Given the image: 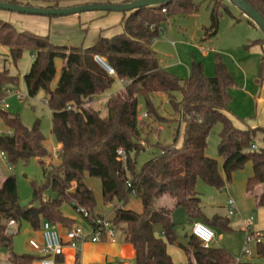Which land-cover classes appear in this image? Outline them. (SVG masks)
<instances>
[{"label": "trees", "instance_id": "1", "mask_svg": "<svg viewBox=\"0 0 264 264\" xmlns=\"http://www.w3.org/2000/svg\"><path fill=\"white\" fill-rule=\"evenodd\" d=\"M0 1L28 6H36L30 2H40L47 4L46 7L58 8L134 0ZM207 1L210 25L205 31L215 36L219 10L224 5L221 0ZM245 1L264 18V0ZM196 10L194 0H171L162 5L120 12L125 15L121 33L112 37L100 35L87 48L52 44L48 34L19 30L0 19V46L7 48L9 60L17 64L24 51L32 56L22 81L29 97L43 94L51 112V133L61 145L55 154L58 164H45L41 159L48 156V150L43 144L44 135L39 123L26 127L17 114L0 109V120L10 131L0 135V152L9 164L38 159L45 179L41 185L32 183V202H38L37 206L19 204L14 175H7L0 181V218L4 221L0 224V248L8 249L10 264H31L35 256L13 251V235L5 234L7 221L14 220L18 225L24 222L33 230H39L44 220L70 228L76 222L63 214L64 203H70L74 210L77 206L84 207L92 216L96 215L95 196L84 181L86 176L100 179L102 202L113 204L111 222L121 230L124 241L133 246L134 264H173L166 247L177 243L176 223L170 209L155 207V200L161 196L171 197L174 206L181 207L190 222L202 220L222 232L232 231L228 218L204 216L196 183L200 180L210 187L222 189L235 171L250 163L252 174L246 180L245 192L253 197L257 207H264V128L236 127L225 113L229 111L231 101L228 88L236 82L221 56H214L213 76L204 74L201 62L192 61L188 77L179 78L160 67L151 47L170 18L188 16ZM263 43L264 37L249 41L243 48L248 50ZM95 55L104 59L114 75L95 60ZM57 59L61 60V66L56 78ZM261 74L262 62L259 76ZM115 78L128 82L108 96L106 115L86 106L106 92ZM18 84V75L11 74L8 69L0 70V97ZM154 93H164L171 109L180 115V121L184 123L183 138L178 148L161 146L158 155L136 170L135 156L131 157L130 153L136 155L142 149L141 135L146 124L161 119L152 101ZM138 97L143 99L144 119L138 118ZM68 106L72 108L67 109ZM217 123L221 126L217 153L222 158L223 174L217 160L205 154L207 137ZM179 133L177 127L172 144L177 142ZM258 134L263 145L257 143ZM253 144L257 147L252 148ZM119 148L124 152V161L116 159ZM259 187L261 191L256 194ZM46 190L56 196L43 200ZM131 195L140 201V211L127 207ZM185 237L187 246L178 245L187 254L194 252L198 264H230L229 255L222 250L205 248L191 232ZM256 251L261 261L245 264H264V244L258 245Z\"/></svg>", "mask_w": 264, "mask_h": 264}, {"label": "rangeland", "instance_id": "2", "mask_svg": "<svg viewBox=\"0 0 264 264\" xmlns=\"http://www.w3.org/2000/svg\"><path fill=\"white\" fill-rule=\"evenodd\" d=\"M221 1L225 8L222 7L219 10L218 28L215 36L208 35V33H206L207 31H205V28H208L210 25L208 1L194 0L197 5L196 12L188 16L175 15L170 18L168 23L163 25V30L160 31L159 35L152 41L151 47L157 54L159 65L172 64L174 67L169 68L168 71H173L182 78L188 75L190 63L193 59L204 64V73L207 77L213 76L214 56L215 54L220 55L221 60L228 66L229 70L234 75L236 82L235 86L228 88V93L232 98L228 107L230 110H235L242 115V113H249L251 107H253L255 102L254 96L257 97V94L253 92L254 88L252 86L257 83L255 80L258 78L259 62L264 61V52L260 45L254 48L251 47L247 51L244 50L243 45L247 44L250 40L262 39L264 35L261 29L229 0ZM25 2L26 1H23V3ZM30 3L36 6H47V4L40 2ZM11 14L19 13L0 10V15L3 17L11 16ZM21 16H24V14ZM25 16H27V18L42 17L40 15ZM60 18H62V16ZM56 19L59 20V17H52V20ZM237 19L238 21L236 22ZM10 23L19 30L30 31V25L26 26L27 24L23 21L16 22L14 20ZM59 36V25H57V23L50 24V42L52 44H64L59 42ZM85 45L86 44L83 43L82 47H85ZM262 45L264 47V43ZM30 57L29 52L24 51L20 60L14 65L7 57V52L4 50V47L0 46V70L8 69L11 74L19 76V84L9 88L11 93L6 96L8 107L4 110L17 114L22 124L26 127H32L34 123L38 122L39 129L44 135L43 144L48 150V156L41 160L45 164H58L56 155L52 153V149L57 147L58 142L51 133V112L45 103L43 94L40 92L35 97H29L22 81L23 74L29 69L31 63ZM55 65L57 68V78L61 65L59 59L55 60ZM243 76L249 79L250 85L248 88H243ZM55 83L56 81H53L51 86L53 87ZM120 88L121 82L119 79L115 78L111 87L102 94L100 99L91 101L87 103L86 106H91L98 110L102 116L106 115V100L108 95L110 93H115ZM16 91H20L24 96L18 98ZM176 96L178 99L180 98V94L177 93ZM152 101L157 107L161 119L151 121L149 125L146 124L141 135L142 149H140L136 155L134 152L130 153L131 157L135 156L136 170H139L141 166L152 157L158 155L161 151V146L170 145L173 142V135L177 127L181 129L184 125V123L180 121V115L171 109L167 96L164 93H154ZM137 113L138 116H143L144 105L142 97H138ZM160 126H162L161 130H159ZM220 127V124L217 123L210 130L206 147V151H213L214 158L217 160L218 165L222 164L221 158L217 153L216 141ZM218 128L219 130H217ZM9 132L7 127L0 120V135L8 134ZM256 140L258 145H263L260 134H258ZM172 146H174V144L169 147L171 148ZM249 166L250 163H247L238 171H246ZM10 174L14 175L16 179L19 204L21 206H28L31 204L37 206L38 202H32V183L34 182L37 185H41L45 182L42 165L39 160L32 158L28 161H18L15 164H9L6 157L0 154V181ZM84 181L95 196L94 212L104 213L106 216L112 217L114 206L113 204L102 202L100 179L86 176ZM43 195L50 198L56 196L55 193L50 190H46ZM129 199L128 207L135 211H140V201L133 195H131ZM204 199H208L209 201L210 198L205 196ZM179 209L182 210L181 207ZM62 210L66 213L65 215L77 214L70 203H64L62 205ZM252 217L253 216L249 214L244 217L242 216V218H235L232 216V219L239 220V223L234 224L232 231L224 232L226 233L225 244L229 246V251L234 258L241 257L243 246L244 231L240 226V222L243 219L245 222L250 221L252 224ZM3 222L4 221L0 218V224ZM26 226V223L22 222L18 230L12 236L13 251L18 254L32 251L28 245L30 235L24 231ZM184 229L188 231L187 225H185ZM222 245L224 244L222 243ZM0 254L3 256L7 255L8 249L6 247H1ZM250 258L251 257H241V264L247 263V259Z\"/></svg>", "mask_w": 264, "mask_h": 264}, {"label": "crops", "instance_id": "3", "mask_svg": "<svg viewBox=\"0 0 264 264\" xmlns=\"http://www.w3.org/2000/svg\"><path fill=\"white\" fill-rule=\"evenodd\" d=\"M14 15H17V16H14ZM21 15L22 14H11V16H8V17H3L0 15V18L10 21V22H13L14 20L16 22L23 21L25 24H27L26 26L30 25L29 27L30 31H33L34 33L38 35H45V34L49 35L50 24L57 23V25H59V34H60L59 42L64 43V44H59V45H66L68 47H81V48H87L93 45V43L97 40V38L100 35L105 36V37H112L114 35L121 33L122 31L121 22H122L123 17H125V15L121 14L120 12L104 13L101 11L84 12V13L74 14L70 16H62V18L59 17V20L57 19L52 20V18H48L45 16H44L45 18L43 16L27 18V16L25 15L21 16ZM83 43L86 44L85 47H82ZM254 47L256 46H253V48ZM261 48L264 52L263 45L261 46ZM4 50L8 53L7 48L4 47ZM153 51L155 52L154 49ZM155 56L157 58L156 52H155ZM30 58L32 60V56ZM192 61H195V60L193 59ZM261 62H262V74L261 76H259V66ZM60 63H61V60H60ZM259 66H258V78L255 80V82L257 83L256 85L252 86L254 88L253 92L257 94V97L254 96L255 102L253 104V107H251L250 112L246 114L242 113V115H240L237 111L230 110L229 107H228L229 111L225 112L236 127L250 126L251 128H255V127L264 128V61H260ZM160 67L168 71L169 68L171 67L173 68L174 66L172 64H169V65H163ZM169 72L179 77L177 73H174L173 71H170V70ZM188 75L186 77H188ZM186 77H183V78H186ZM179 78H182V77H179ZM242 84H243V88H248V86L250 85L248 77L243 76ZM122 86L123 84L121 83V87ZM111 94L113 93H110L108 96H110ZM101 96L102 94L96 96L92 101L100 99ZM140 117L141 116H138V118ZM161 128L162 126L159 127V130H161ZM183 129H184V125L180 129L177 142L174 143L173 147L175 148H178L181 145L182 138H183L182 137ZM217 130H219V128ZM218 140L219 139L217 137L216 138L217 143H218ZM60 146L61 145L58 143L57 148H60ZM205 154L209 157L214 158L213 151L208 152L205 149ZM221 162H222V158H221ZM218 166H219L220 173L223 174L222 164ZM251 174H252V169H251V164H250V166L248 167L246 171H243V172L235 171L232 174L231 181L226 183V185L222 189H215L213 187H210L204 184L202 181L198 180L196 183V190L200 194V197H201V209H202L204 216L206 218H211L212 216L216 215V216L228 218L229 226L233 230L234 224H238L239 220H233L232 216H229L227 213L226 203L229 198H232L239 212V215L234 216V217L242 218V216L244 217L248 214L252 215L253 216L252 224L250 223L252 230H258L264 233V207H257L255 205L253 197L248 195L245 192L246 180L251 176ZM260 191H261V188L260 187L257 188L256 194H259ZM205 196H208L210 198L209 201L208 199L207 200L204 199ZM48 198L50 197H46L43 195V200H47ZM174 203L175 202L171 197L164 195L156 199L154 204H155V207L157 208L163 207V208H167L171 210V217L173 221L176 223V232H177L178 237H182L187 240L185 236L191 232L190 230H191L192 222H190L187 219L184 210L182 208H181L182 210H180L179 209L180 207H175ZM63 214L65 215L66 213L63 212ZM95 214L106 216L104 213H99V212H96ZM65 216L73 218L76 224H80V225L84 224V221L77 214L76 215H65ZM197 221L203 222L202 220H197ZM241 222H240V226L244 230L245 220L242 219ZM19 225L16 224L17 230L19 228ZM57 225H59L60 228L63 227L60 224H57ZM185 225H187L188 231H185L184 229ZM208 226L214 231V238L207 246H204V247L210 248V249L222 250L227 255H229L230 264H232V260L234 257L231 255L229 251L230 250L229 246L225 244V239H226L225 234L226 233L220 231L218 228L212 227L210 225ZM24 231L25 233L30 235L28 239V245L32 249V251L28 253H22V254H31L35 256V259L31 264H38L40 253L30 244V241L33 240L36 243L41 244V241H42L41 232H40L41 230L40 229L33 230L31 229V227H29V225H27ZM222 243L224 245H222ZM166 251L168 255L170 256L173 264H198L196 261V257H194L195 253L192 252L190 254H187L184 251V249L178 245V243L168 244L166 247ZM134 258H135V250L133 246L130 243H127L124 241L123 233L121 232L119 228H117L114 242L103 240L100 242H89L88 241L84 243H79L76 246L65 245L63 248V253L61 254V256L57 258V264H134ZM260 261L261 259L258 257L256 248H255V253L250 259H247V263L260 262Z\"/></svg>", "mask_w": 264, "mask_h": 264}, {"label": "built area", "instance_id": "4", "mask_svg": "<svg viewBox=\"0 0 264 264\" xmlns=\"http://www.w3.org/2000/svg\"><path fill=\"white\" fill-rule=\"evenodd\" d=\"M95 60L102 66H105V61L98 55L94 56ZM103 67V66H102ZM110 75H114L113 70L107 65L103 67ZM124 85L127 80H120ZM11 93L10 90H6L5 94L0 97V109H6L8 104L6 102V96ZM18 98H22L24 95L20 91H16ZM68 106L67 109H71ZM146 114L143 113L141 118H145ZM257 145L253 144L252 148H256ZM59 148L52 150L53 154ZM1 155L5 156L1 152ZM116 159L118 161H124L125 155L121 148L116 151ZM130 186V183L127 182ZM227 213L229 216H238L239 212L237 206L232 198H229L226 203ZM76 213L84 221L83 225L75 224L74 226L60 228L57 224H52L49 221L44 220L41 224V244L31 240L30 244L38 250L40 258L38 264H57V258L63 253L65 245L76 246L79 243L84 242H100L103 240L114 242L117 227L111 222V218L101 215L92 216L87 209L81 206L75 208ZM201 226V233L196 234L194 229L196 226ZM17 231L16 223L14 220H9L6 223L5 234L13 235ZM191 234L195 236L204 246H207L214 238V231L205 223L201 221H194L191 225ZM244 240L241 250V257H252L255 253V249L258 245L264 243V233L258 230H252L250 221L245 222L244 226ZM241 257L233 258L232 264H241ZM0 264H10L9 254L3 256L0 254Z\"/></svg>", "mask_w": 264, "mask_h": 264}, {"label": "water", "instance_id": "5", "mask_svg": "<svg viewBox=\"0 0 264 264\" xmlns=\"http://www.w3.org/2000/svg\"><path fill=\"white\" fill-rule=\"evenodd\" d=\"M171 0H134L128 3H86L79 4L69 7H40V6H28L19 5L0 1V10L11 11L24 15H40L45 17H61L74 14H80L84 12H128L137 8L146 6L162 5L170 2ZM236 8H238L242 13L249 17V19L256 24L264 35V18L262 15L255 10L251 5H249L245 0H229ZM107 66L106 63H104ZM105 67L104 65H102ZM177 243L186 247L187 240L178 237Z\"/></svg>", "mask_w": 264, "mask_h": 264}, {"label": "clouds", "instance_id": "6", "mask_svg": "<svg viewBox=\"0 0 264 264\" xmlns=\"http://www.w3.org/2000/svg\"><path fill=\"white\" fill-rule=\"evenodd\" d=\"M197 235L201 233V226L197 225L196 228L194 229Z\"/></svg>", "mask_w": 264, "mask_h": 264}]
</instances>
